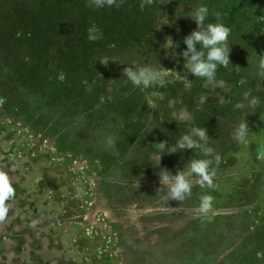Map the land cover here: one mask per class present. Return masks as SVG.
<instances>
[{"label":"rangeland","instance_id":"1","mask_svg":"<svg viewBox=\"0 0 264 264\" xmlns=\"http://www.w3.org/2000/svg\"><path fill=\"white\" fill-rule=\"evenodd\" d=\"M217 12L232 29L230 65L217 69L222 86L193 77L181 56L173 59V49L156 62L131 66L151 64L167 73L147 89L127 82L118 65L115 75L124 82L109 83V103L131 96L138 117L110 119L90 134L77 120L57 112L30 115L0 98V171L15 189L3 202L0 264H264V159L258 158L264 147V78L258 74L264 0H220ZM249 89L262 103L245 116L251 133L241 145L233 132L245 110L234 105ZM32 101L30 112L40 109ZM193 127L206 129L221 157L214 187H201L194 176L192 195L161 211L153 199L163 187L160 171L175 176L203 155L178 148L157 153L154 146H175ZM113 134L115 147L108 148ZM203 194L213 195V207L200 214Z\"/></svg>","mask_w":264,"mask_h":264},{"label":"trees","instance_id":"2","mask_svg":"<svg viewBox=\"0 0 264 264\" xmlns=\"http://www.w3.org/2000/svg\"><path fill=\"white\" fill-rule=\"evenodd\" d=\"M219 1L153 0L141 10V0L100 9L89 7L87 0H0V98L30 115L57 112L63 119L77 120L87 134L110 119L131 121L138 117L131 96L121 104L114 105L115 97L109 103L114 94L109 83L124 82L115 71L160 60L172 35L175 51L185 50L184 37L197 28L186 13L203 3L212 14L209 22H215ZM92 23L102 30L103 39L88 40ZM30 99L40 109L30 112Z\"/></svg>","mask_w":264,"mask_h":264},{"label":"clouds","instance_id":"3","mask_svg":"<svg viewBox=\"0 0 264 264\" xmlns=\"http://www.w3.org/2000/svg\"><path fill=\"white\" fill-rule=\"evenodd\" d=\"M123 0H87L88 6L96 9L104 7H120ZM153 0H141V10L145 5H151ZM212 15L209 7L206 4H200L191 8V11L186 13V17L191 18L197 28L189 35L184 37L183 43L186 49L180 53L175 52L178 45L171 37L167 38L164 48L173 49L171 55L173 59L181 56L185 61V69L193 76L203 78L207 83L214 86H222L223 80L217 79L218 67H228L230 65L229 55L231 45L229 37L232 29L226 25L220 18V13H215V22H209V16ZM87 38L90 42H96L103 39L102 30L92 23L87 29ZM199 45V50L197 49ZM115 47V45H111ZM258 67L260 69L259 76L264 78V55H260ZM233 67V66H232ZM234 70L240 69L233 67ZM126 81L130 82L137 88L147 89L150 85L161 81L167 75L161 68L154 67L151 64H146L141 67H127L124 69ZM264 81V80H261ZM190 83V81H189ZM257 87H261L260 83ZM262 103L259 96L253 95L252 89L243 93V99L234 105V110H245L242 120H240L233 132V139L241 145L249 144L250 129L245 120L247 114L258 109ZM181 119L187 117L181 116ZM195 137V138H193ZM206 129L202 127H193L190 134H184L179 137L175 146L169 147L167 142H160L154 147L157 153H175L177 148L198 149L202 153L203 158L193 159L187 167L186 171L180 172L173 176L166 169L159 173L162 188L157 190L154 199L155 206L164 211L170 201L176 200L183 202L192 195L193 177H197L201 187H214L216 178V166L219 165L221 157L215 153L212 146L208 144ZM115 135H109L105 140V146L108 148L115 147ZM259 159H264V147L261 148ZM15 195V189L12 186L8 175L0 171V218L6 213V207L3 202L12 198ZM214 197L211 194H203L199 198V206L196 211L200 214L207 213L213 207Z\"/></svg>","mask_w":264,"mask_h":264}]
</instances>
